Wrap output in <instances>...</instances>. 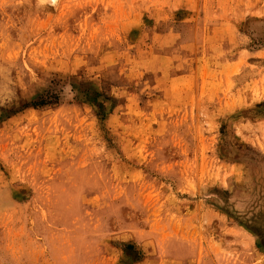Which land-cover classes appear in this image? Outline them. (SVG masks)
I'll list each match as a JSON object with an SVG mask.
<instances>
[{
  "label": "rangeland",
  "instance_id": "rangeland-1",
  "mask_svg": "<svg viewBox=\"0 0 264 264\" xmlns=\"http://www.w3.org/2000/svg\"><path fill=\"white\" fill-rule=\"evenodd\" d=\"M0 264H264V0H0Z\"/></svg>",
  "mask_w": 264,
  "mask_h": 264
}]
</instances>
